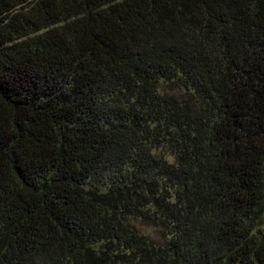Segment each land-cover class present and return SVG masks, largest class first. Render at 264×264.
Wrapping results in <instances>:
<instances>
[{
  "label": "trees",
  "instance_id": "trees-1",
  "mask_svg": "<svg viewBox=\"0 0 264 264\" xmlns=\"http://www.w3.org/2000/svg\"><path fill=\"white\" fill-rule=\"evenodd\" d=\"M0 264H264V0H0Z\"/></svg>",
  "mask_w": 264,
  "mask_h": 264
},
{
  "label": "rangeland",
  "instance_id": "rangeland-1",
  "mask_svg": "<svg viewBox=\"0 0 264 264\" xmlns=\"http://www.w3.org/2000/svg\"><path fill=\"white\" fill-rule=\"evenodd\" d=\"M171 93L178 98H186V96H184L181 92L173 91ZM136 226L142 234L146 235V237L153 242L158 244L162 243L161 227L159 224H155L150 221H140L136 223Z\"/></svg>",
  "mask_w": 264,
  "mask_h": 264
}]
</instances>
